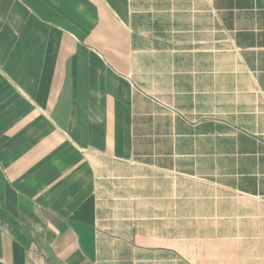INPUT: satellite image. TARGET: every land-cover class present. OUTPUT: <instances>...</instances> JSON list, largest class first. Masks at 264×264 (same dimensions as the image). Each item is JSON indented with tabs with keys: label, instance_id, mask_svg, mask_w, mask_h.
Segmentation results:
<instances>
[{
	"label": "crops",
	"instance_id": "1",
	"mask_svg": "<svg viewBox=\"0 0 264 264\" xmlns=\"http://www.w3.org/2000/svg\"><path fill=\"white\" fill-rule=\"evenodd\" d=\"M201 228L264 264V0H0V264H183Z\"/></svg>",
	"mask_w": 264,
	"mask_h": 264
},
{
	"label": "rangeland",
	"instance_id": "2",
	"mask_svg": "<svg viewBox=\"0 0 264 264\" xmlns=\"http://www.w3.org/2000/svg\"><path fill=\"white\" fill-rule=\"evenodd\" d=\"M183 186V185H181ZM183 188V187H182ZM228 209V208H227ZM251 211H245L243 212L244 215H249L250 216ZM227 218L229 217H234V212L232 211H227L226 212ZM186 217V215H184ZM180 217V218H184ZM191 217V216H190ZM230 219V218H229ZM207 226V224H206ZM184 227H187L185 224ZM249 229L247 227L239 229L240 232L245 234V231ZM222 232H227L229 235L231 233L235 234V229H227V230H222ZM219 234V230H216L215 232L213 230H207V228H201L200 230L196 231H188L185 229L184 231H181L180 235L182 236V240L186 238L188 241L189 239H192V245H186L185 247H182L181 250H183V264H190L189 258L194 257L195 261L201 262L200 264H209V249H208V237H212ZM183 242V241H182ZM237 246V245H235ZM245 246V247H244ZM252 244L247 243L241 245V247L245 248V257L247 258L246 263L251 264L252 262H257L258 260L254 258L253 251H249L248 248L246 247H251Z\"/></svg>",
	"mask_w": 264,
	"mask_h": 264
}]
</instances>
